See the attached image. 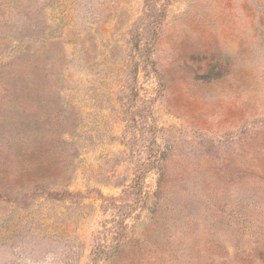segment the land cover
I'll use <instances>...</instances> for the list:
<instances>
[{"label": "rangeland", "instance_id": "374dc122", "mask_svg": "<svg viewBox=\"0 0 264 264\" xmlns=\"http://www.w3.org/2000/svg\"><path fill=\"white\" fill-rule=\"evenodd\" d=\"M155 3L0 0V264H264V0Z\"/></svg>", "mask_w": 264, "mask_h": 264}, {"label": "trees", "instance_id": "16d2710c", "mask_svg": "<svg viewBox=\"0 0 264 264\" xmlns=\"http://www.w3.org/2000/svg\"><path fill=\"white\" fill-rule=\"evenodd\" d=\"M146 2H148V4L150 5V8H151V9H155V7H156L155 0H146ZM151 62H152V61H151ZM154 71H155V70H154ZM93 253L95 254V249H94ZM95 261H97V259H95Z\"/></svg>", "mask_w": 264, "mask_h": 264}]
</instances>
